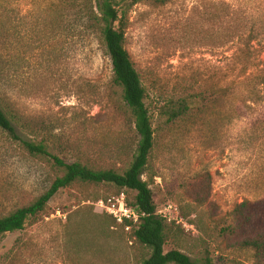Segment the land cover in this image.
Instances as JSON below:
<instances>
[{
    "label": "rangeland",
    "instance_id": "obj_1",
    "mask_svg": "<svg viewBox=\"0 0 264 264\" xmlns=\"http://www.w3.org/2000/svg\"><path fill=\"white\" fill-rule=\"evenodd\" d=\"M117 1L153 131L141 179L165 219L164 252L264 264L240 247L264 231V0ZM62 2L0 0V107L51 156L123 174L138 142L133 118L102 38ZM62 175L0 130V217ZM121 193L132 202L109 184L59 190L43 215L0 236V264H141L149 250L95 207ZM242 202L248 226L232 215Z\"/></svg>",
    "mask_w": 264,
    "mask_h": 264
},
{
    "label": "trees",
    "instance_id": "obj_2",
    "mask_svg": "<svg viewBox=\"0 0 264 264\" xmlns=\"http://www.w3.org/2000/svg\"><path fill=\"white\" fill-rule=\"evenodd\" d=\"M155 5H164L169 0H152ZM66 12L80 16L86 32L97 33L103 41L106 54L110 60L113 83L121 89L122 99L133 118L134 131L138 137L133 160L123 174L113 170H93L80 163H64L51 156L43 143H33L24 140L18 132L19 121L16 114L9 117L0 107V130L7 133L11 139L19 142L25 151L33 156L50 158L54 165L63 171L49 188L27 207L19 208L7 216L0 217V236L23 230L25 225L43 215L48 202L61 189L75 182L109 184L117 190H124L133 195L128 207L138 216V223L132 226L125 221L118 225L124 230L131 226L129 232L133 240L149 250L148 257L141 264H212L205 258L192 261L179 251L164 252L167 226L165 219L157 216L152 193L146 181L141 179L146 167L148 156L153 147V131L149 120L148 109L145 105V91L140 78L124 48V19L117 0H64ZM179 113L186 115L190 112L186 103L179 106ZM249 203L242 202L232 211L233 217L248 226L251 215H248ZM114 222V221H113ZM228 232V228L223 230ZM241 248L252 249L254 258L261 262L264 259V231L257 232L253 238H247L240 243Z\"/></svg>",
    "mask_w": 264,
    "mask_h": 264
},
{
    "label": "built area",
    "instance_id": "obj_3",
    "mask_svg": "<svg viewBox=\"0 0 264 264\" xmlns=\"http://www.w3.org/2000/svg\"><path fill=\"white\" fill-rule=\"evenodd\" d=\"M95 207L98 211L112 218L117 225H124L125 221L131 222L132 226H135L138 223L137 214L133 211V209L128 207L122 193L114 198L97 201ZM168 208L170 209L171 206ZM167 220L169 221L171 219ZM173 220H176L177 223L180 222L177 221V218ZM130 228L131 226H126L124 230L129 232Z\"/></svg>",
    "mask_w": 264,
    "mask_h": 264
}]
</instances>
